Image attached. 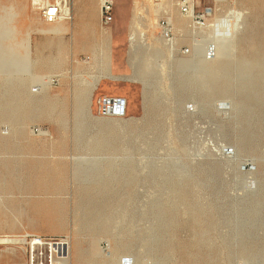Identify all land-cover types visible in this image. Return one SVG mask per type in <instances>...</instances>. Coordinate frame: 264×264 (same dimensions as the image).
<instances>
[{
  "label": "rangeland",
  "instance_id": "1",
  "mask_svg": "<svg viewBox=\"0 0 264 264\" xmlns=\"http://www.w3.org/2000/svg\"><path fill=\"white\" fill-rule=\"evenodd\" d=\"M161 1L173 49L156 0H113L107 25L98 0L76 10L56 70L30 72L28 39L19 70L22 47L0 41V225L25 227L0 239L66 236L67 264H264V0H197L213 10L205 33ZM47 40L33 33L31 60ZM103 95L126 113L101 115ZM17 243H0V264H26Z\"/></svg>",
  "mask_w": 264,
  "mask_h": 264
},
{
  "label": "crops",
  "instance_id": "2",
  "mask_svg": "<svg viewBox=\"0 0 264 264\" xmlns=\"http://www.w3.org/2000/svg\"><path fill=\"white\" fill-rule=\"evenodd\" d=\"M93 2L94 0H72L71 21L62 20L60 22H54L51 24H44L43 21L36 16L37 11L35 7H33L31 3L28 4L27 0H0V13H1L0 20H3V23H2L3 25L2 27H0V41L5 40V39H8L14 42L17 41L16 44L19 43V45L22 47L23 54L22 56H19L20 59L18 60V62H17V59H14L13 57L14 63H16L17 66H20L19 70L24 65L27 59L26 54H25V49L27 46V39L29 40L28 42L29 55L28 56L30 59V72L32 70V65H35L38 70L59 69L60 66L64 63L63 56L65 54V50L61 49L59 52V56L57 58L58 60L57 59L55 60L54 48L55 46H57V44L63 43L60 39V36L65 34L66 32H69L70 30L75 32L73 29V24H74L73 20L75 18V13H76L75 11L76 10L79 11V9H81L85 18H88L90 16L89 7ZM98 4H99V1H98ZM97 13L99 14V8H98ZM172 16L175 17L176 19H180V16L178 15L173 14ZM81 24H84V26H81ZM76 25H77L76 28L78 29L77 32L83 33V34L87 32L88 30L87 24L80 23L79 25L78 24ZM183 26H184V23L181 24L180 28H182ZM33 33H39L43 37L50 39V40H47L41 47H39L41 50L48 48L50 50V54L49 55L40 54L37 56V53H36L37 60H40L39 62H37L36 60L34 61L31 60V55L33 54V46H32ZM20 36H22V38H20ZM70 46H71V51L73 52V47H74L73 40L71 41ZM8 47L9 49L14 50L13 48L14 46H8ZM0 48H1V45H0ZM4 54L6 55L5 51H4ZM15 55H16V52H15ZM73 57H74V54H73ZM5 63H6L5 60H1V57H0V64H5ZM19 73L23 75L21 72ZM43 75L45 74L30 73L29 77H24V78L25 80L29 78L30 79L39 78V77L42 78ZM48 75H51V74L49 73ZM22 94L27 95V96L35 95L31 89L23 90ZM17 95H19L18 91H17ZM19 109L21 112H27L29 110L27 105L19 106ZM83 110L81 108L75 109V111H83ZM17 111H18V108H17ZM60 111H63L61 105H60V108L58 109V112ZM17 123H18V119H17ZM46 176L48 177L53 176V172H48ZM0 198H2L1 194H0ZM19 229L25 230V227L20 221H17V219L16 221H11V222L6 221L4 224L0 225V233L13 234L11 232L15 230H19ZM24 233H31V232L25 231ZM31 234L40 235L38 232L31 233ZM71 236L74 238L76 234L73 233V235ZM17 249H20V248H17ZM17 249H13L10 252H6V257L9 260L10 259L13 260L14 258H17V256L19 255ZM21 251L23 252L25 250L22 249Z\"/></svg>",
  "mask_w": 264,
  "mask_h": 264
},
{
  "label": "built area",
  "instance_id": "3",
  "mask_svg": "<svg viewBox=\"0 0 264 264\" xmlns=\"http://www.w3.org/2000/svg\"><path fill=\"white\" fill-rule=\"evenodd\" d=\"M31 5L45 23L51 24L64 17L63 6L67 0H29ZM70 1V0H68ZM159 1L160 16L157 19L159 34L163 38L170 39L173 36V25L170 11L161 7ZM113 0H102L100 5V20L102 25L109 22V14ZM179 13L188 18L190 30L194 33L211 32L213 25L208 22L212 16V8H198L197 0H176ZM196 35V34H195ZM195 46V45H194ZM197 46V45H196ZM189 48H185L187 51ZM126 99L120 96H100L97 99V110L101 115L122 116L126 113ZM17 245H23L27 255L26 264H67L70 256L69 239L64 237H46L42 235H26L20 239Z\"/></svg>",
  "mask_w": 264,
  "mask_h": 264
},
{
  "label": "bare ground",
  "instance_id": "4",
  "mask_svg": "<svg viewBox=\"0 0 264 264\" xmlns=\"http://www.w3.org/2000/svg\"><path fill=\"white\" fill-rule=\"evenodd\" d=\"M99 1V13H100V16H101V12H100V5H101V2H102V0H98ZM71 4H72V1H66V3H65V5L63 6V13H64V17H61V18H59L56 22H60V21H62V20H71V18H72V15H71ZM233 9V8H232ZM235 9V8H234ZM241 11V10H240ZM245 12V11H244ZM232 16H233V18H234V24L233 25H235V27H234V30L233 31H235L236 32V30H237V28H238V22H240V19H241V16H240V13L239 12H236V11H232L231 13H230ZM230 14L228 13L227 15H229V17H231L230 16ZM181 15V14H180ZM242 15V14H241ZM245 15V14H244ZM182 17H184V18H186L187 20H188V18L187 17H185V16H183V15H181ZM171 17V16H170ZM228 17V18H229ZM243 17V16H242ZM227 18V17H226ZM225 18V19H226ZM227 18V19H228ZM233 18H232V20H233ZM243 19H247V18H243ZM189 21V20H188ZM233 22V21H232ZM245 22V24L247 23L246 21H244ZM227 23V22H226ZM241 23H242V21H241ZM241 25H243V24H241ZM247 25V24H246ZM188 26H190V23H188ZM245 26V25H244ZM244 28H242V30H243ZM232 31V32H233ZM245 31V30H244ZM230 32V31H229ZM242 32V31H241ZM173 33H174V29H173ZM228 33V32H227ZM238 33V32H237ZM243 33V32H242ZM201 34V33H200ZM234 34V33H233ZM204 35V34H203ZM231 35V34H230ZM160 36L162 37V34L160 33ZM198 37V36H197ZM163 38V37H162ZM134 39V36H132L131 37V39L130 40H133ZM167 43H168V45H169V47L171 48V49H173L174 48V35L170 38V39H166V38H163ZM196 39V38H195ZM197 43V42H196ZM257 48H259V47H257ZM170 49V50H171ZM189 52V49L187 50V51H185V49H182L181 50V53L182 54H184V55H186L187 53ZM260 55V54H259ZM183 63H184V61H183ZM262 62H260V64H261ZM180 64H182V63H180ZM259 65V64H258ZM180 66V65H179ZM260 66V65H259ZM222 68V67H221ZM262 68V67H261ZM264 68V67H263ZM262 72V71H261ZM262 77V76H261ZM55 81H57L55 78H49V81L48 82H50V83H54ZM21 90V89H20ZM80 95V94H79ZM78 95V96H79ZM84 96V95H83ZM19 97V96H18ZM76 97V96H75ZM20 98V97H19ZM81 98V97H80ZM85 98V97H84ZM78 101V100H77ZM6 102V101H5ZM77 102H75V104H76ZM27 107H28V104H27ZM19 110V109H18ZM25 111H26V109H25ZM9 112V111H8ZM10 113L12 114V112L10 111ZM15 117H16V114H15ZM7 119H8V117H6ZM10 120V119H9ZM2 131V130H1ZM41 133H44V132H46L47 133V131H44V132H42V131H40ZM1 140V139H0ZM1 142V141H0ZM6 142V141H5ZM4 147V146H3ZM7 148V147H6ZM80 229V228H79ZM19 241V239H15V238H9V237H4V238H1L0 239V243H7V244H9V243H17ZM78 241V240H77ZM76 242V241H75ZM76 244V243H75ZM77 245V244H76ZM77 250V249H76Z\"/></svg>",
  "mask_w": 264,
  "mask_h": 264
}]
</instances>
